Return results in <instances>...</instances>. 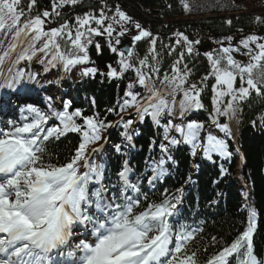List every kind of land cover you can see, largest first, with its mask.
Segmentation results:
<instances>
[{
    "label": "snow or ice",
    "instance_id": "snow-or-ice-1",
    "mask_svg": "<svg viewBox=\"0 0 264 264\" xmlns=\"http://www.w3.org/2000/svg\"><path fill=\"white\" fill-rule=\"evenodd\" d=\"M78 2L52 0V12L45 10L33 16L37 0H28L27 10L22 0H0V44L11 36L7 49L0 54V69L10 61L7 76L0 70V90L16 93L26 91L28 84L38 83V73L16 68L20 62H31L38 56L45 71L59 65L69 72L89 63L88 49L96 36H106L110 51L119 57V72L109 64L107 75L119 79L132 71L136 84L129 83L118 107L108 109L121 115L117 125L98 113L85 115L79 108L69 111L71 101L63 103L61 109L49 103L47 111L29 105L22 110L20 120L0 121V264H264L255 254L258 212L250 202L244 206V230L205 259L202 251L207 249L195 247L202 229L178 220L184 189L171 194L165 190L159 200H150L144 189L145 182L155 188L168 175L170 147L187 144L193 155L200 150L209 160L213 154L231 157L227 141L232 129L220 118L233 120L253 92L264 95V36L248 35L236 45L232 37H226L227 46L223 40L217 41L219 47L205 53L210 72L200 84L215 79L212 123L225 138L209 132L202 139L204 124L186 120L204 108L203 88L189 82L191 71L185 62L186 55H199L194 46L200 40H190L177 32L175 45L166 46L168 54L177 46L183 50L171 66V75H161L156 48L159 38L118 6L111 16L106 6H101L98 14L77 15L74 23L65 19L58 27L46 30V20L51 23L61 16L59 9ZM183 7L190 11L188 3ZM258 22L264 21L258 18ZM132 28L137 31L132 41L149 40V54L144 58H138L132 48L126 53L117 47ZM60 40L70 44V51L63 50ZM95 48L99 52L100 45L95 44ZM236 53L247 60L237 59ZM97 72L91 67L82 74L94 76ZM137 86L143 94L133 90ZM12 102V97L0 96V114ZM124 112L132 118L124 120ZM146 118L163 130L160 159H152L147 165V175L137 172L125 159L116 173V182H106L105 165L92 159L101 151L95 145L100 144L109 128L122 125L128 146L135 147L132 141L137 133L129 129L135 120L142 123ZM261 120L264 122V116ZM69 133L80 137L74 155L63 163L58 159L54 162L49 142ZM115 151L127 155L120 145ZM211 243L222 242L213 236Z\"/></svg>",
    "mask_w": 264,
    "mask_h": 264
},
{
    "label": "trees",
    "instance_id": "trees-1",
    "mask_svg": "<svg viewBox=\"0 0 264 264\" xmlns=\"http://www.w3.org/2000/svg\"><path fill=\"white\" fill-rule=\"evenodd\" d=\"M185 2L189 4L190 11L183 7ZM27 4L28 0H22L25 10H27ZM101 6H106L109 16L114 14V9L118 6L132 20L139 22L143 28L159 38L156 48L159 53L161 75L165 72L171 75V66L177 59V54L183 50L177 46L176 51L171 55L168 54L166 46L175 45L177 32L187 35L190 40H200V44L194 46L199 55L191 57L186 55L185 62L191 71L189 82L197 83L198 87L203 88L201 99L204 108L194 111L186 117V120L204 124L202 139L209 132L218 138H225L212 123L215 79L210 78L204 85L200 84L202 78L210 72V64L205 53L217 49L219 47L217 41L223 40L227 46L226 37H232V44L236 45L248 35L264 36V22H258V18L259 21H264V6L261 0H79L75 6L67 5L59 9L61 16L56 20L51 23L46 20V30L58 27L65 19L74 23L77 15L87 12L98 14ZM45 10L52 12V0H37L32 15L35 16L38 12ZM229 20L231 24L227 23ZM135 34L137 31L134 28L127 33L130 37ZM10 40L11 36L0 44V54L7 49ZM60 43L65 52L70 51L69 43L64 40H60ZM97 43L100 45L99 52L95 48ZM132 49L138 58H144L149 54V40L135 42ZM88 55L89 63L77 65L69 72H65L59 65L45 71L44 65L39 63V56L31 62H20L16 68L26 72L30 70L33 74L38 73V83L29 84V87L49 97L50 101L38 104L37 108L47 111L48 104L51 103L57 109H61L62 106L55 101L54 90L63 91V103L71 101L69 111L79 108L85 115L98 113L101 118L117 125L121 115L110 113L108 109L118 107L129 83L136 84L135 74L132 71L125 72L119 79L107 75L109 64L118 72L120 69L117 62L119 57L110 51L106 36L93 38V45L89 46ZM14 57L15 53L12 58ZM149 62L152 63L150 57ZM9 66L10 61H7L0 69L5 76L8 74ZM91 67L98 69L94 76L82 74L85 68ZM15 70L13 68V71ZM62 74L64 78L60 81ZM236 86H239V81ZM133 90L142 93L139 86L134 87ZM11 112H14V109ZM122 116L124 120L132 118L128 112H124ZM262 116H264V95L257 96L253 92L250 98L240 105V111L233 120L220 118L222 123H229L232 129V137L227 141L232 154L229 159L213 154L212 160H209L200 150L193 155L191 146L183 143L169 149L172 159L166 165L168 175L156 183L155 189L158 191L151 200H159L161 192L165 190L171 194L183 188V196L187 203L192 208L201 206L205 226L203 233L195 242V247L201 250L207 249L206 252L202 251L204 257L208 253L214 254L222 250L223 244H230L238 233L244 230L247 220V209L244 206L249 202L258 212L257 231L254 237L255 254L264 257V122L261 120ZM49 124H52V121ZM112 129L113 136L102 155L98 157L95 154L93 157L97 164L105 165L106 181L111 172H114L113 176L117 177L116 173L121 170L125 159L137 172L147 174L149 171L147 165L152 163V159L158 160L162 155L159 148L162 142V128L154 125L150 118H146L142 123L135 120L132 128L129 129V132L135 129L137 133L133 137L132 143L135 147L132 148L128 146V141L124 138L122 125L109 128L104 134ZM172 135L177 134L173 132ZM79 141L78 134L69 133L57 141L49 142L48 148L54 162L58 159L63 163L74 155ZM153 141L155 144L152 143ZM164 143L167 142L164 141ZM117 145H120L127 155L122 156L121 153H117L115 151ZM213 236L222 243L212 244Z\"/></svg>",
    "mask_w": 264,
    "mask_h": 264
},
{
    "label": "water",
    "instance_id": "water-1",
    "mask_svg": "<svg viewBox=\"0 0 264 264\" xmlns=\"http://www.w3.org/2000/svg\"><path fill=\"white\" fill-rule=\"evenodd\" d=\"M263 1H264V0H263ZM133 43H134V42L132 41L131 38H129V37H127V36H124V37L121 38V45H119L118 48H119V50H121V51H125V52L127 53V50H128L129 48H132ZM235 57H236L237 59H241V60L246 61L245 58L242 57V56L235 55Z\"/></svg>",
    "mask_w": 264,
    "mask_h": 264
},
{
    "label": "rangeland",
    "instance_id": "rangeland-1",
    "mask_svg": "<svg viewBox=\"0 0 264 264\" xmlns=\"http://www.w3.org/2000/svg\"><path fill=\"white\" fill-rule=\"evenodd\" d=\"M261 3H262V5L264 6V1L263 0H261ZM256 11H258V9L256 8ZM245 58V60H247V57H244Z\"/></svg>",
    "mask_w": 264,
    "mask_h": 264
},
{
    "label": "bare ground",
    "instance_id": "bare-ground-1",
    "mask_svg": "<svg viewBox=\"0 0 264 264\" xmlns=\"http://www.w3.org/2000/svg\"><path fill=\"white\" fill-rule=\"evenodd\" d=\"M239 163H240V161H239Z\"/></svg>",
    "mask_w": 264,
    "mask_h": 264
}]
</instances>
